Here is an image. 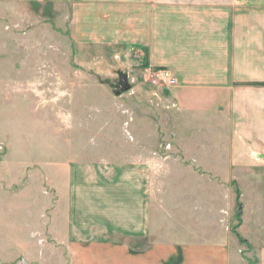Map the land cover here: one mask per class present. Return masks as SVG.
Wrapping results in <instances>:
<instances>
[{
    "label": "rangeland",
    "instance_id": "rangeland-1",
    "mask_svg": "<svg viewBox=\"0 0 264 264\" xmlns=\"http://www.w3.org/2000/svg\"><path fill=\"white\" fill-rule=\"evenodd\" d=\"M38 1L37 7L0 1V264L19 258L72 264L64 244L68 213L80 222L77 204L84 201L90 218L84 220H97L93 198L106 196L102 191L111 187L121 191V182L108 183L109 176L136 175L139 166L147 175L166 178L156 186L163 187L158 197L170 212L191 196V189L185 195L179 186L200 191L207 184H188L190 177L210 175L206 191L211 209H226L221 215L232 238V264H260L264 163L259 152H231L252 162L225 166L231 157L224 149L226 135L205 127L207 111L181 114L164 100L177 82H151L149 74L163 69L147 67L145 51L122 43L76 44L71 8L60 11ZM207 160L219 164L206 167ZM94 175L100 178L85 181ZM222 176L229 181L219 182ZM164 217L163 238L178 235L172 214Z\"/></svg>",
    "mask_w": 264,
    "mask_h": 264
},
{
    "label": "crops",
    "instance_id": "crops-1",
    "mask_svg": "<svg viewBox=\"0 0 264 264\" xmlns=\"http://www.w3.org/2000/svg\"><path fill=\"white\" fill-rule=\"evenodd\" d=\"M0 1L40 5L38 0ZM43 1L60 11L71 8L76 44L122 43L124 48L145 51L147 67L169 70L176 79L169 92L173 95L164 97L176 112L207 111L210 122L205 127L226 135L225 150L239 155L245 150L259 152L264 163V84H251L264 83V0ZM204 104L212 105L210 110ZM249 161L231 154L225 166L242 167ZM218 164L207 160L204 166ZM139 168L136 175L109 176L108 183L121 182V191L111 187L110 192L102 191L106 196L93 198L97 220H84L89 218L84 201L77 204L82 209L80 222L74 217L72 221V210L68 213L64 244L72 264H232V238L221 215L226 209H211V194L206 191L211 176L190 177L188 184H207L200 191L179 186L185 195L191 189V196L170 212L158 197L163 187L156 186L166 178ZM226 177L219 182L229 181ZM96 178L100 177L85 181ZM170 213L180 233L163 238L164 215ZM119 233L123 239L111 238ZM259 257L264 264V249Z\"/></svg>",
    "mask_w": 264,
    "mask_h": 264
},
{
    "label": "built area",
    "instance_id": "built-area-1",
    "mask_svg": "<svg viewBox=\"0 0 264 264\" xmlns=\"http://www.w3.org/2000/svg\"><path fill=\"white\" fill-rule=\"evenodd\" d=\"M150 81L153 83L165 82L170 86H175L176 80L170 73V71L163 69V70H154L150 74Z\"/></svg>",
    "mask_w": 264,
    "mask_h": 264
},
{
    "label": "water",
    "instance_id": "water-1",
    "mask_svg": "<svg viewBox=\"0 0 264 264\" xmlns=\"http://www.w3.org/2000/svg\"><path fill=\"white\" fill-rule=\"evenodd\" d=\"M12 264H30L26 261V259L24 258H19L18 260H16L14 263Z\"/></svg>",
    "mask_w": 264,
    "mask_h": 264
},
{
    "label": "trees",
    "instance_id": "trees-1",
    "mask_svg": "<svg viewBox=\"0 0 264 264\" xmlns=\"http://www.w3.org/2000/svg\"><path fill=\"white\" fill-rule=\"evenodd\" d=\"M32 6L37 7V5H35V4H32ZM159 69H163V68H159ZM254 84L261 85V84H264V83H254Z\"/></svg>",
    "mask_w": 264,
    "mask_h": 264
}]
</instances>
